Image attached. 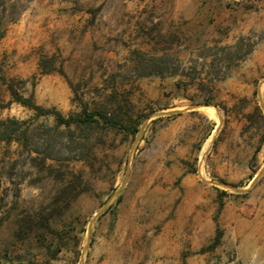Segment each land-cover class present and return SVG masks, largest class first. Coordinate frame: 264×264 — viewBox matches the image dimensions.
<instances>
[{
  "label": "rangeland",
  "instance_id": "1",
  "mask_svg": "<svg viewBox=\"0 0 264 264\" xmlns=\"http://www.w3.org/2000/svg\"><path fill=\"white\" fill-rule=\"evenodd\" d=\"M0 104V264H264V0H0Z\"/></svg>",
  "mask_w": 264,
  "mask_h": 264
},
{
  "label": "trees",
  "instance_id": "2",
  "mask_svg": "<svg viewBox=\"0 0 264 264\" xmlns=\"http://www.w3.org/2000/svg\"><path fill=\"white\" fill-rule=\"evenodd\" d=\"M254 46H255L254 43L249 42L248 45L242 51V53L235 58H238V60L244 59L246 56H248L253 51ZM225 47L232 49L233 47H238V45L229 44V45H226ZM168 72L171 74H181L179 73L177 69L173 71H168ZM180 82L181 81H179L178 83L180 84ZM8 87L11 90V93L17 96V100H19V102L23 103L24 105L28 107L36 109L37 114H42L45 112L52 113L55 116V120L57 124H64L68 126L69 128L73 123H76L78 125L103 123L107 126H118V125H121L123 122H125V119L121 117L120 114H112L98 107L93 110H89V106L87 103L83 107L80 117H74L73 115L66 117L64 114H62L60 111L54 108L45 109L41 107L40 105L35 104L31 98L24 97L22 94H19L18 92H16L12 84L11 85L9 84ZM3 107L4 105L0 104V108H3ZM25 123H26V120H20L18 118H6V119L0 118V141L9 142V141L15 140L20 143L23 142L25 145H27L29 137H30V125L23 126V124ZM135 130L136 128L134 127L133 131ZM219 240H220V232L215 239V243H218Z\"/></svg>",
  "mask_w": 264,
  "mask_h": 264
},
{
  "label": "water",
  "instance_id": "3",
  "mask_svg": "<svg viewBox=\"0 0 264 264\" xmlns=\"http://www.w3.org/2000/svg\"><path fill=\"white\" fill-rule=\"evenodd\" d=\"M204 105H207V104H204ZM197 106H199V105H193V106H191L192 108H194V107H197ZM4 264V263H3Z\"/></svg>",
  "mask_w": 264,
  "mask_h": 264
}]
</instances>
